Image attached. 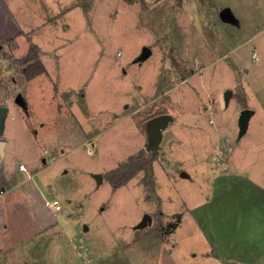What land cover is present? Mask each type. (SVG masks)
Wrapping results in <instances>:
<instances>
[{"label":"rangeland","instance_id":"374dc122","mask_svg":"<svg viewBox=\"0 0 264 264\" xmlns=\"http://www.w3.org/2000/svg\"><path fill=\"white\" fill-rule=\"evenodd\" d=\"M21 1L0 0V17L10 6L17 22ZM226 7L234 19L221 17ZM44 9L35 30L0 35L9 107L0 172L26 164L63 209L52 231L18 234L14 264H211L198 217L218 204L219 181L264 186V0H46ZM145 45L153 53L136 61ZM246 107L254 114L240 137ZM162 113L173 120L148 151L147 121ZM124 163L129 178L116 187ZM16 207L30 225L27 206ZM146 213L153 223L137 227Z\"/></svg>","mask_w":264,"mask_h":264},{"label":"crops","instance_id":"0c3cea01","mask_svg":"<svg viewBox=\"0 0 264 264\" xmlns=\"http://www.w3.org/2000/svg\"><path fill=\"white\" fill-rule=\"evenodd\" d=\"M45 1L19 2L15 10L21 12V17L19 20L17 18V22H14L12 16L13 9L7 6L10 10L9 17H0V20H3L0 24V35L24 36L23 34L41 26L46 20ZM49 19L50 17L47 20ZM20 20L27 24L34 21L36 24L23 27ZM223 166L226 168L227 163L224 162ZM34 177L35 173L29 172L28 166L26 170L15 168L6 175L5 171L0 172V264H14L20 260L17 257L19 254L14 251L23 243L18 234L31 239L42 229L49 228L48 231H52L56 225L58 226L57 213L63 208L56 210L50 206L52 201H47L36 184L31 183ZM239 178L240 176H237L234 179L236 184L232 185L234 187L230 190H226L229 182L219 179L218 184L223 189L219 190L217 192L219 195L215 197L218 204L209 209L203 207L198 217L201 234L207 243L200 254L206 256L211 264H264V186L251 179ZM26 182L29 186L25 187L23 184ZM19 185H22V188H16ZM238 188L240 190H237ZM21 202L27 206L33 220L30 225H26V216H21L20 221L17 218L19 214L16 205ZM211 204H213L212 200L206 201V206ZM37 213L43 227L36 223ZM37 225L40 226L38 230ZM180 226L181 223L178 229ZM17 227L21 230L19 231ZM15 229L17 231H14Z\"/></svg>","mask_w":264,"mask_h":264},{"label":"water","instance_id":"95a60500","mask_svg":"<svg viewBox=\"0 0 264 264\" xmlns=\"http://www.w3.org/2000/svg\"><path fill=\"white\" fill-rule=\"evenodd\" d=\"M221 17L225 20L227 19H234L231 11L229 8H224L221 10L220 13ZM153 53V50L151 47L145 45L143 47L142 53L140 56L136 59V61H144L147 58L151 56ZM233 90L229 89L226 91L225 94V100L226 104L229 103L230 97L233 95ZM16 101L22 104L25 108L28 107L26 99L22 95V93H19L16 96ZM9 107L6 105H0V128H4L5 126V118L8 115ZM254 114V110L252 108H244L241 110L239 115V126H240V132L239 136L242 137L249 128L250 119ZM173 120V116L169 113H162L157 114L147 121V133H148V140L146 143V149L148 151H158L160 144L163 139V131L168 126L169 122ZM182 176H188L186 172H182ZM95 178L97 179V184L100 185L102 182H104V176L102 173H96L94 174ZM153 223V216L150 213H146L141 220V222L138 223L137 227H144L149 224Z\"/></svg>","mask_w":264,"mask_h":264},{"label":"trees","instance_id":"16d2710c","mask_svg":"<svg viewBox=\"0 0 264 264\" xmlns=\"http://www.w3.org/2000/svg\"><path fill=\"white\" fill-rule=\"evenodd\" d=\"M45 70H46L45 67L41 65V68H40L39 72H37V73H42V72H44ZM126 167H127V164L124 163V164H122L117 170H113V171H112L114 175L117 174V173H120V174H121V175H120L119 177H117V178L112 176V180H113L114 185H115L116 187H117V186H121V185H123V184H125V183L127 182V179H128L129 177H126L125 174H124V172H123V171L125 170ZM113 174H112V175H113Z\"/></svg>","mask_w":264,"mask_h":264},{"label":"built area","instance_id":"2783aa9c","mask_svg":"<svg viewBox=\"0 0 264 264\" xmlns=\"http://www.w3.org/2000/svg\"><path fill=\"white\" fill-rule=\"evenodd\" d=\"M257 57H258L257 54L254 53L253 58L256 60ZM19 168H20L21 170H26V169H27V166H26V164L22 163V164L19 165ZM50 206H51V207H54L56 210H60V209L62 208V205L60 204V202H59L58 199L53 200V201L50 203Z\"/></svg>","mask_w":264,"mask_h":264}]
</instances>
